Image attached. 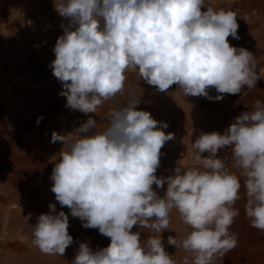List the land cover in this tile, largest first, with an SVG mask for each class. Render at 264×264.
Returning a JSON list of instances; mask_svg holds the SVG:
<instances>
[{"label":"clouds","instance_id":"obj_1","mask_svg":"<svg viewBox=\"0 0 264 264\" xmlns=\"http://www.w3.org/2000/svg\"><path fill=\"white\" fill-rule=\"evenodd\" d=\"M54 10L67 24L49 66L65 107L86 115L124 94L130 72L157 92L176 85L184 97L212 101L256 88L261 79L253 53L229 43L240 39L237 13L206 0H54ZM140 102L129 90L126 102L108 113L106 128L89 116L72 133H52L51 142L64 145L50 177L55 200L84 228L110 238L95 251L81 242L71 264H177L161 235L173 212L186 232L183 239L169 235L167 244L187 254L183 264H217L238 247L231 227L241 199L251 227L264 232V101L223 134L202 132L191 144V160L167 177L156 173L174 133L138 110ZM225 149L229 155L220 158ZM165 184L160 196L153 185L164 190ZM48 208L31 225V243L60 257L73 244L69 216L55 204ZM143 230L149 235L142 240Z\"/></svg>","mask_w":264,"mask_h":264},{"label":"crops","instance_id":"obj_2","mask_svg":"<svg viewBox=\"0 0 264 264\" xmlns=\"http://www.w3.org/2000/svg\"><path fill=\"white\" fill-rule=\"evenodd\" d=\"M206 4L237 13L240 39L228 40L230 45L244 47L256 57L261 76L256 88L248 90L245 86L239 94H225L223 100L212 101L184 97L176 85L166 92H157L154 86L130 72L124 94L105 102L95 114L86 115L65 107L66 97L59 95L62 85L49 66L55 59L52 49L63 34L61 24H67L54 10V0H0V264H71L81 242H89L94 251L110 243V238L98 229L84 228L67 207L62 208L55 200L50 177L64 145L51 142L53 131L72 133L89 116L97 121L98 129L106 128L108 113L113 106L123 105L131 90L140 97L138 110L150 112L155 120L167 123L168 127L163 129L166 133H174L175 138L161 149L156 173L158 177H167L176 166L191 160V144L202 132L223 134L235 117L252 110L256 100L264 101V0H206ZM209 95L214 97L218 93L210 89ZM234 104L237 110L227 113ZM40 116L43 119L37 124ZM218 155L224 158L229 152L221 150ZM166 187L165 184L161 190L153 185L160 196ZM50 203L56 205L57 212L64 211L69 216L68 231L73 237V244L60 257L46 255L31 243V225L40 214L49 212ZM244 203V199L236 203L240 215L231 227L238 234V247L217 264H264V232L251 227ZM169 229L161 233L165 250L177 264H183L187 254L167 244L169 235L183 239L186 232L175 212ZM132 231L139 228L134 226ZM148 235L143 230L141 239Z\"/></svg>","mask_w":264,"mask_h":264},{"label":"built area","instance_id":"obj_3","mask_svg":"<svg viewBox=\"0 0 264 264\" xmlns=\"http://www.w3.org/2000/svg\"><path fill=\"white\" fill-rule=\"evenodd\" d=\"M234 110H237V105H235V104H234V105H232V106H231V108H229V109H228L227 113H229V114H230V113H231L232 111H234ZM44 133H45V134H47V133H48V131H47V130H45V131H44Z\"/></svg>","mask_w":264,"mask_h":264},{"label":"rangeland","instance_id":"obj_4","mask_svg":"<svg viewBox=\"0 0 264 264\" xmlns=\"http://www.w3.org/2000/svg\"><path fill=\"white\" fill-rule=\"evenodd\" d=\"M236 105V104H235Z\"/></svg>","mask_w":264,"mask_h":264}]
</instances>
